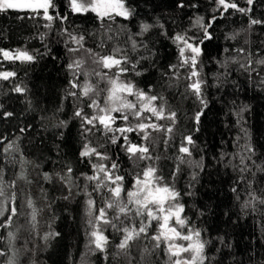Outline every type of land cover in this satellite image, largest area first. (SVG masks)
I'll return each instance as SVG.
<instances>
[{
  "label": "trees",
  "instance_id": "16d2710c",
  "mask_svg": "<svg viewBox=\"0 0 264 264\" xmlns=\"http://www.w3.org/2000/svg\"><path fill=\"white\" fill-rule=\"evenodd\" d=\"M236 2L247 7L245 0ZM57 3L62 12L68 14L66 0H57ZM127 3L135 9L131 20L120 16L101 20L96 13L88 12L71 14L68 22H57L51 29L44 27L46 21L42 12H0V48L13 52L27 50L36 56L34 61L25 63L5 60L0 54V72L16 73L8 80L0 79V177L5 192L0 201L14 203L18 211L10 225L0 228V250L6 253L0 256V264H5L9 258H14L16 264H78L86 255L90 227L85 215L89 198L85 192H92V185L85 190L86 182L80 174L91 175L92 171L89 160L79 156L86 141L92 146L102 145L100 151L112 159L120 156L118 173L125 177L126 185H131L146 166L145 160L134 164L125 155L122 140L117 144L110 142L109 137H119V132L105 134L98 126L99 130L94 128L85 137L80 120L73 116L77 107H82L88 115L95 114L96 110L88 107L92 99H97L100 106L104 104L110 87L108 79H92L85 73L108 74L107 69L95 62V54L110 55L116 48L125 51L131 60L129 71L121 76L150 95L162 96L163 101L158 103L167 102L168 111L177 112L170 135L149 129L151 139L143 143L149 147L148 162L157 169V175L163 177L162 183L173 185L181 193L179 201L185 205L184 215L192 226L202 230L204 239L211 241L206 253L214 258L212 264H261L264 262V205L257 202L256 211L244 208V202L250 199L247 184L237 181L240 157L249 155L246 145L255 149L252 159L264 164V65L255 62L264 59V24L249 27L250 18L264 20V0H255L253 11L248 15L231 9L223 17L215 13L218 19L209 29L211 39L200 45L206 107L187 89L188 66L178 67L175 74L169 70V65L179 64V47L170 37L173 33L187 32L188 36L203 39L201 30L193 27V22L197 16L204 17L206 23L211 20L216 7L214 0H190L196 7L184 9L175 7L176 0H127ZM157 18L164 22L168 37L153 30L143 38L147 49L139 47L132 51L128 39L126 41L128 35L139 30L141 21L152 22ZM64 28L74 35H83V49H92L93 55L83 49L70 52V48L79 45L61 34ZM241 48L245 50L243 53L238 51ZM248 59L253 61L251 65H247ZM74 60L84 61L80 70L68 68ZM138 60L140 63L133 71L131 65ZM240 64H246L249 71ZM74 71L75 79L81 85L85 82L93 85L98 95L70 96L71 91H80L69 83L74 79ZM136 71L142 74L136 75ZM161 73H168V79ZM15 86H22L26 91L16 93ZM201 108L203 115L197 125L193 116ZM6 112L13 115L6 117ZM144 116L146 123L151 114L146 112ZM150 120L165 126L171 123L155 117ZM60 121H67V126L57 127ZM21 129L26 131L21 132ZM126 135L130 141L138 139V131ZM186 135H192L196 141L195 146H190L191 157L178 151L181 143H186L183 140ZM5 148L8 151H4ZM180 156L191 164L181 163ZM201 158L203 170L194 163ZM67 165L73 168L71 194L69 186L56 178V174L66 172ZM178 165L180 171L173 179ZM44 173L52 174L53 179L45 180ZM193 174H196L195 180ZM246 175L247 179H252L251 175ZM233 188L237 191L233 192ZM253 191L264 196V173L256 172ZM13 194L14 202L10 199ZM104 196L106 190L92 193L97 207L103 206ZM34 209L35 222L32 221ZM4 219L0 217V221ZM9 232L15 234L12 241L8 239ZM50 233L59 235H48ZM221 237L224 244L220 242ZM119 242L118 236L110 235L108 260L99 255L97 264H128L127 257L116 255ZM141 243L142 240L138 242V249ZM145 245L151 249V240L145 241ZM133 248L130 249L133 264H168L163 245L143 259L141 252L137 258Z\"/></svg>",
  "mask_w": 264,
  "mask_h": 264
},
{
  "label": "snow or ice",
  "instance_id": "6c2138e0",
  "mask_svg": "<svg viewBox=\"0 0 264 264\" xmlns=\"http://www.w3.org/2000/svg\"><path fill=\"white\" fill-rule=\"evenodd\" d=\"M63 2V0H61ZM216 7L213 9V15L211 20L207 23L204 17L197 16L193 22V27L201 30L203 39L196 36H188L187 32L173 33L171 39L177 43L179 47V64L169 65V70L175 74L177 68L188 66L189 72L186 79L189 81L187 89L196 97L203 107H206V101L204 100V88L206 80L203 78L200 71V57L202 55V48L200 45L206 40L211 39L209 29L212 28L213 23L218 19L216 12L220 13V17H223L230 9L239 12L244 15H248L253 11V5L255 0H245L247 7H241L236 0H214ZM68 14L62 12L60 4L57 0H0V12H7L9 10L15 11H30L34 14H40L42 12L43 19L46 21L44 27L51 29L53 24L59 22L64 24L68 22L69 15L71 14H86L88 12L96 13L97 17L101 20L108 18L114 20L116 16L124 17L127 20H131L135 15V9L132 8L127 0H66ZM175 7L177 9H184L186 7H196L190 3V0H176ZM264 24V20H258L250 18L249 27L253 25ZM153 30H157L161 35L168 37V30L165 27L164 22L159 18L152 22L141 21L139 24V30L135 33L128 35V41L132 51H136L139 47L147 49V44L143 43V38L150 34ZM61 34H66L70 40L74 41L79 47L70 48V52H78L83 49V41L85 37L83 35H74L68 32L67 28L62 30ZM234 38V37H233ZM41 40L44 36L41 35ZM89 55H93L92 49H83ZM243 53V48L238 50ZM0 54H2L5 60L9 61H21L32 62L36 59V56L31 54L27 50L16 49L9 51L0 48ZM96 63L102 65L105 69H116L115 77L109 78L107 73H95L101 79L108 78V82L111 85L107 89L105 106L101 107L97 99H92L88 104L89 108L96 110L93 115H88L84 112L82 107H77L73 112V116L78 118L81 122L82 135L85 137L90 134L93 129L99 130L98 126H101L104 133H116L119 132V137L113 135L109 137L112 144H117L118 140H122V147L127 154L128 158L135 164L138 161L150 159L149 147L147 144L133 143L128 139L126 133H133L139 131L144 141L151 139V132L149 129L155 132H163L170 135L174 130V125L177 121V112L168 111L167 102L158 103L163 101L162 96L150 95L131 82H125L121 80V75L129 71L127 65L131 63V60L127 53L119 48L113 49L110 55L95 54ZM141 59H146L141 57ZM235 62V61H234ZM257 64L264 65V59L255 61ZM83 60H74L68 64L70 70H80L83 65ZM140 61L133 63L132 70L135 71L136 64ZM253 61L248 59L247 65H251ZM246 64H240V67L249 71ZM255 71V69H252ZM142 73L136 71V75ZM15 72L5 71L0 72V79L8 80L10 77H14ZM87 75V73H85ZM164 79H168V73H161ZM74 79L69 83L73 89H79L80 91H71L69 93L72 97L79 98L91 97L94 93L98 95L93 85L85 82L83 85L75 79L76 71L73 72ZM13 91L16 93H24L26 88L22 86H15ZM128 95H135L139 102L137 104L128 101ZM150 113L151 117H155L157 120H169L171 123L167 126L157 123H145L144 113ZM112 113H126L119 117V119L127 122L129 120V114L140 122L135 127L127 125L125 127H113L116 123L117 116ZM6 117H11L13 113H4ZM203 115V108L197 111L193 120L198 125ZM239 115V113H237ZM57 127H66L67 121H60ZM199 131V128L195 129ZM26 129H21V132ZM186 143H181L178 151L187 157L192 156V150L190 146H195L196 141L192 135H186L183 137ZM168 141L165 140V143ZM12 145L9 144L8 148ZM100 146H92L91 142L86 141L82 145V150L79 153L81 158H87L89 160V166L92 174L81 173V178L84 179L85 189L89 184L92 185V192H85L89 197L86 200L88 208L87 224L90 226L91 231L88 233L90 239L89 244L94 247L89 248V252H101L105 253L104 259L108 260L107 248L109 245V237L105 235L104 227H111L114 231L121 233L120 242L116 245L118 252L116 255H124L128 258V264H133V258L130 254V249L133 244L139 240L150 239L152 242L151 249L145 245L141 252V259L146 254H149L155 249H160L161 245L164 246L163 251L168 256L169 264H212L214 258L209 257L206 253L210 240L203 238V232L201 229L191 225L190 220L184 215L185 205L179 202L181 193L171 184L162 183L163 177L157 175V169L152 166H148L142 170V175H137L133 190H126L124 187V176L118 175L119 164L116 160L101 152ZM5 148L4 151H8ZM249 155L247 157H240L239 172L240 177L237 181L245 182L247 184V192L250 199L246 200L243 204L244 208H251L256 211V203L264 205V196H259L253 191V184L255 181L256 172L264 173V164H257L252 156L255 155V149L250 145L245 146ZM95 157V161L92 158ZM181 163H185L184 156L178 157ZM201 161H195V166L203 170ZM191 164V162H188ZM255 169V171H253ZM180 168L177 166L176 172L173 173V179L176 178ZM72 173L73 168L71 165L66 166V172L56 174V178L62 183L69 186V194H71L72 187ZM251 175L252 179H247V175ZM23 178V175H21ZM45 180H52L53 175L44 173ZM192 179H196V174H193ZM15 185V181L12 182ZM191 187V185H190ZM106 190V196L103 197V206L97 207L96 201L92 198V193L102 192ZM233 192L237 189L233 188ZM126 193V200L123 198V194ZM191 195V193H188ZM5 196L2 177H0V198ZM68 197H65L67 199ZM239 199V197H237ZM15 201V194L10 198ZM32 206V201H28ZM108 210H114L115 215L109 216ZM5 213H10L5 216ZM18 214L17 207L14 203L9 204L7 200L0 201V217H5L3 221H0V228H6L11 224L13 217ZM136 217H141L139 224L132 223ZM36 220V210H33L32 221ZM155 220L158 223V230L155 235L149 237L148 228L152 221ZM147 221V222H145ZM174 221V224L170 223ZM48 235H59L48 234ZM47 238V237H46ZM2 239V237H0ZM9 241L15 239V234L8 233ZM220 242L224 244L223 238H219ZM230 246V245H226ZM219 251V249H217ZM6 253L0 250V256H5ZM5 264H16L14 258L6 260ZM264 264V262H261Z\"/></svg>",
  "mask_w": 264,
  "mask_h": 264
},
{
  "label": "rangeland",
  "instance_id": "374dc122",
  "mask_svg": "<svg viewBox=\"0 0 264 264\" xmlns=\"http://www.w3.org/2000/svg\"><path fill=\"white\" fill-rule=\"evenodd\" d=\"M127 39H128V37L126 38V41H127ZM121 40L123 41V38H121ZM86 73H87V75H86L87 77H90V78H92V79H95V78H97V79H101L100 77H98V76L95 75L94 73H90V72H86ZM108 74H109V75H108L109 78H114V77H115L114 74H112V75H110V73H108ZM80 76H81V74H79V77H80ZM105 79L107 80L108 78H105ZM121 80H123V81H125V82H128V80L125 79L123 76H121ZM110 86H111V85H110ZM124 95L127 96V100H128V101H131V102L137 104V107H139V102L137 101V98H136L135 95H128L127 93H125ZM106 96H107V94H106ZM95 97H96V96H95ZM105 103H106V99H105L104 104L101 105V107L105 106ZM123 114H126V113H112V115L118 117L117 120H116V123H115V125H114L113 127H120V126H127V125H131V126L134 125V126H136L135 123H136V122H140V121H139L138 119H136V118H134V119H130V120H128L127 122H125V121L119 119V117H120L121 115H123ZM129 118H132V116L129 115ZM132 127H133V126H132ZM94 158H95V157H94ZM141 175H142V173H141ZM134 184H135V181H134L131 185H129L128 187H127L126 185H124V187H125L126 190H133V188H134ZM83 189H84V187H83ZM85 190H86V189H85ZM85 190H84V192H85ZM123 198L126 200V193L123 194ZM179 202H180V201H179ZM85 208H86V209H85V215L87 216L88 208H87V206H86ZM112 211H113L112 214L114 215L115 212H114V210H112ZM113 215H111V216H113ZM87 217H88V216H87ZM141 219H142L141 217H138V221H139V222H140ZM131 222L134 223L135 221L132 220ZM145 222H147V221H145ZM170 223L174 224V221H172V222H170ZM154 225H155V227H156V231H157V230H158V223H157V221H155V220L152 221V223H151V225L149 226V228H150V227H153ZM103 227H104V231L108 228L107 226H103ZM155 227H154V228H155ZM88 233H89V232H88ZM88 238L90 239V237H88ZM148 240H149V239H148ZM146 244H147V243H146ZM89 246H90V247H89ZM144 246H145V240H142V243H141L140 246H139V250H140V252H142ZM91 247H94V245H89V242H88V244L85 246V254H86V255L80 258L78 264H91V263H92V260H93V258H94V256H95V253H96V252H94V253L89 252V248H91ZM118 257L121 258V255L118 256ZM90 262H91V263H90ZM93 263H95V262H93ZM95 264H96V263H95Z\"/></svg>",
  "mask_w": 264,
  "mask_h": 264
},
{
  "label": "flooded vegetation",
  "instance_id": "af4514ba",
  "mask_svg": "<svg viewBox=\"0 0 264 264\" xmlns=\"http://www.w3.org/2000/svg\"><path fill=\"white\" fill-rule=\"evenodd\" d=\"M129 66V64L127 65V67ZM107 71H108V73H110V75H112V74H114V73H111V71H117L116 69H107ZM115 75V74H114ZM156 121L155 120H149L148 122H146V123H155ZM120 127H125V126H120ZM141 136H142V134L138 131V139H136V141H135V139H134V141H131V142H133V143H137V144H144L143 143V139L141 138ZM129 139V138H128ZM124 151V150H123ZM119 154H121V150H120V153ZM125 155H126V153H125ZM110 157V156H109ZM113 160H116L118 163H119V161L121 160L120 159V156H116V158H114ZM146 161V166L144 167V168H146V167H148V166H152V167H154L153 165H151L148 161H150V159H147V160H145ZM143 168V169H144ZM118 175H120L119 173H117ZM137 175H141L139 172H138V174ZM121 176H123V175H121ZM136 179V178H135ZM135 179H134V181H135ZM133 181V182H134ZM124 185H126V182L124 181ZM127 187L129 186V185H126ZM113 211L112 210H108V214H110V213H112ZM134 223L135 224H139V221H138V217H136L135 219H134ZM90 227V226H89ZM155 227V225L153 226V227H150V228H148V234H149V237L151 236V235H155L156 234V227ZM91 231V228H89V232ZM151 232H154V233H151ZM118 234V235H117ZM105 235H107L108 237H109V241H110V235H115V236H118L119 237V239H121V233H119V232H116V231H113V229L111 228V227H108L106 230H105ZM88 237H89V235H87ZM87 237V240H88V242H89V238ZM148 239H145V241H147ZM139 241H141V240H139ZM139 241H136L134 244H133V246L135 247V248H133L132 249V251L133 252H135V254H136V256H137V258H138V252H140V250L138 249V242ZM90 245V244H89ZM90 247V246H89ZM109 249L107 248V254H108V251ZM131 252V251H130ZM99 255H103V256H105V253H101V252H96L95 253V256H94V258H93V260H92V263L91 264H97V261H96V258L99 256ZM165 257H167V259H166V261L168 262V264H169V261H168V256H166L165 255ZM103 259H104V257H103ZM93 262H95V263H93Z\"/></svg>",
  "mask_w": 264,
  "mask_h": 264
}]
</instances>
